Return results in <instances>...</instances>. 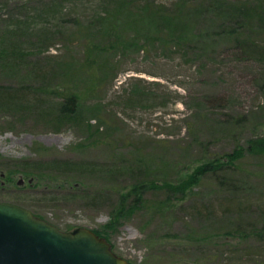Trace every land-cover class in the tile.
Segmentation results:
<instances>
[{"label":"rangeland","instance_id":"rangeland-1","mask_svg":"<svg viewBox=\"0 0 264 264\" xmlns=\"http://www.w3.org/2000/svg\"><path fill=\"white\" fill-rule=\"evenodd\" d=\"M229 1L260 15L262 22L235 38L262 49L264 0ZM119 5L0 0V86L21 89L0 98V201L65 231H98L130 264H264V232L257 234L264 226L263 155L246 152L219 171L227 183L208 173L185 194L146 186L149 202L110 224L120 193L135 183L177 184L201 163L264 136V54H241L230 35L240 13L230 19L219 6L198 16L195 26L209 34L190 46L147 39L161 36L165 24L135 32L130 18L119 47L95 58L96 90L88 89L89 73L74 72L81 120L60 129L48 123L71 69L86 63L87 41L97 37L104 47L109 21L124 19L127 6ZM35 143L50 150L37 152ZM54 158L78 163L70 181L24 173L26 161Z\"/></svg>","mask_w":264,"mask_h":264},{"label":"trees","instance_id":"trees-1","mask_svg":"<svg viewBox=\"0 0 264 264\" xmlns=\"http://www.w3.org/2000/svg\"><path fill=\"white\" fill-rule=\"evenodd\" d=\"M133 1H136L138 5H132ZM179 1L180 0H162L158 1V3L160 2L159 4H156V0H117V2L120 3L119 7L122 8L123 6H127V12L123 15L124 19L121 21H119V19H113L109 21V24L103 33L110 34V41L108 44H105L104 47L101 42L99 43L97 37H94L93 40L87 41L84 60L86 63H81L79 66L76 65L71 69L73 71L71 73L72 76L67 80V82H64V84L61 86L62 91L59 92L63 99L57 108V113L52 119L48 121V123L51 122L55 128L57 127V129H60L64 122L74 123L75 121L81 120L80 102L82 98L80 93L76 91V86L73 85L75 80L74 72H80V74H82V71H84L85 73H89L90 75L86 82L89 84L88 89L90 90L92 87L96 90L95 80L98 69L96 67L97 63L95 62V58L100 55V50L104 53L119 47L117 45L118 39L125 29V26L128 27L131 25L129 20L134 16L136 18L135 24H133L131 28L135 32H138L137 28L142 27L143 30L150 29V31L153 32L155 31L156 23L162 22L159 23V25L162 24V26L165 24V27L161 28V30L166 29L167 31H161V36H147V39L151 37L155 40H160L172 46H190L193 42L198 40V36H202L204 40H206V36L209 34L207 31L198 29L195 26L196 18L202 14L211 13L214 7L223 6L226 8L230 19L236 16V13H240L242 15L235 17L237 26L236 29H233L230 35L237 42L236 44L240 46L241 54L244 55L243 57L248 59V57H251L250 55L252 53L255 54L259 50H263L262 54H264V47L260 49L252 41H245L246 44H244L242 40V43H240V39L237 37L238 40H236L235 38V36H240L241 32H245L252 22H257L258 24L259 22H262L260 20V15L254 14L252 7L248 6L247 3L242 1L230 2L229 0H203L202 3H195L194 0H183V7H176V3L178 5ZM141 4L143 6L140 7ZM132 6L134 8H131ZM113 11L117 12V14L119 13L117 10ZM108 15L114 16L115 14L110 15L108 13ZM263 25H261L262 33H264ZM135 38L137 39V37ZM5 51L7 52V50ZM20 90V88L0 86V98H10V96H14V94H17V92H20ZM3 105V101L0 102V106L2 107ZM248 144L249 145L246 148L238 147L232 152L225 153L223 156L211 158L208 161L201 163L196 167L194 172L188 176L187 179H184L177 184H173L168 180H164L162 184L156 183V180H151V183H146V185L145 183L139 185H137L138 182L135 183L130 188V190L126 191L125 193H120L118 204L117 206L115 205L111 215L110 224L115 226L116 224L121 223L123 218L132 214L139 206H144L149 202V199L144 196V187L146 186V188L164 189L168 192L171 191L185 194L188 190H191L194 185L199 184L202 177L206 176L208 173H214L221 184L227 183L228 181L224 176L217 175L219 171L234 165L236 161L242 159L245 156L246 152L264 156V136L250 139ZM35 145V150L37 152L45 153L50 150V147L44 144L35 143ZM77 164L78 163L74 162L73 160L61 158L26 161L24 163L26 168L24 173L27 175H33L36 178L38 177L41 180L62 178V180L65 179L70 181L71 175H69L68 172L75 168ZM260 230H258L259 232L257 231L258 235L260 232H264V226ZM97 233L99 232L97 231ZM262 236H264V234Z\"/></svg>","mask_w":264,"mask_h":264},{"label":"water","instance_id":"water-1","mask_svg":"<svg viewBox=\"0 0 264 264\" xmlns=\"http://www.w3.org/2000/svg\"><path fill=\"white\" fill-rule=\"evenodd\" d=\"M0 264H130L87 227L65 231L17 204L0 201Z\"/></svg>","mask_w":264,"mask_h":264}]
</instances>
